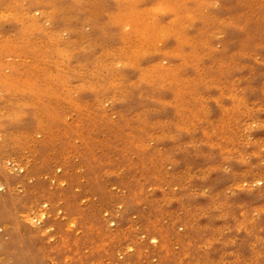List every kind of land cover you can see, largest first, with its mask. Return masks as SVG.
<instances>
[{"label": "rangeland", "instance_id": "obj_1", "mask_svg": "<svg viewBox=\"0 0 264 264\" xmlns=\"http://www.w3.org/2000/svg\"><path fill=\"white\" fill-rule=\"evenodd\" d=\"M0 83V264H264V0H0Z\"/></svg>", "mask_w": 264, "mask_h": 264}, {"label": "bare ground", "instance_id": "obj_2", "mask_svg": "<svg viewBox=\"0 0 264 264\" xmlns=\"http://www.w3.org/2000/svg\"><path fill=\"white\" fill-rule=\"evenodd\" d=\"M49 1H50V0H49ZM51 1H52V0H51ZM62 1H63V0H62ZM5 4H7V3H5ZM2 5H3V4H2ZM19 5H20V4H19ZM59 5H61V4H59ZM63 5H65V4H63ZM84 5H85V4H84ZM81 6H82V5H81ZM18 7H19V6H18ZM51 8H52V7H51ZM3 9H4V8H3ZM16 12H17V11H16ZM31 12H32V11H31ZM63 12H64V11H63ZM29 13H30V12H29ZM64 13H65V12H64ZM57 14H58V13H57ZM31 15H32V14H31ZM25 16H26V15H25ZM29 16H30V15H29ZM59 17L61 18V16H59ZM30 18H31V16H30ZM36 18H38V17H36ZM38 19H39V18H38ZM14 20H15V19H14ZM31 20H32V19H31ZM69 20H70V19H69ZM121 20H122V19H121ZM12 22H13V21H12ZM12 22H11V23H12ZM16 22H17V21H16ZM19 23H20V22H19ZM19 23H18V24H19ZM38 23H39V22H38ZM27 24H28V23H27ZM33 24H34V23H33ZM11 25H12V24H11ZM13 25H14V24H13ZM38 25H39V24H38ZM25 26H26V25H25ZM36 26H37V25H36ZM28 27H29V26H28ZM38 27H39V26H38ZM17 28H18V27H17ZM31 28L33 29V27H31ZM36 28H37V27H36ZM32 29H31V30H32ZM38 29H39V28H38ZM6 31H7V30H6ZM20 31H21V30H20ZM33 31H34V30H33ZM37 31H38V30H37ZM29 32H30V31H29ZM44 33H45V32H44ZM7 35H8V34H7ZM21 36H22V34H21ZM7 37H9V35H8ZM49 42H50V41H49ZM3 44H4V43H3ZM49 45H50V44H49ZM49 45H48V48H50ZM75 46H76V45H75ZM77 46H78V45H77ZM88 53H89V52H88ZM90 53H91V52H90ZM85 55H86V53H85ZM87 56H88V55H87ZM84 57H85V56H84ZM84 57H83V58H84ZM88 59H89V58H88ZM92 59H93V58H92ZM80 60H81V59H80ZM72 62H73V61H72ZM78 62H79V61H78ZM82 62H83V61H82ZM75 63H76V62H75ZM87 63H88V62H87ZM95 64H96V63H95ZM86 65H87V64H86ZM86 65H85V66H86ZM1 83H3V82H1ZM1 83H0V85H1ZM3 84H4V83H3ZM3 84H2V85H3ZM6 84H7V83H6ZM8 85H9V84H8ZM11 102H12V101H11ZM7 107H8V106H7ZM10 109H11V108H10ZM11 111H12V110H11ZM11 111H10V112H11ZM18 113H19V112H18ZM13 114H14V112H13ZM19 114H20V113H19ZM21 116H22V115H21ZM19 117H20V116H19ZM17 262H18V261H17ZM14 264H15V263H14ZM18 264H20V263H18Z\"/></svg>", "mask_w": 264, "mask_h": 264}]
</instances>
